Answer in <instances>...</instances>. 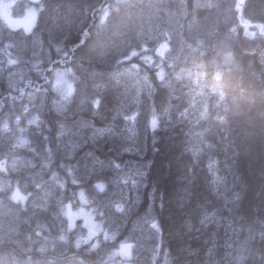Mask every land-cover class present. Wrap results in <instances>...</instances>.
I'll return each instance as SVG.
<instances>
[{
	"label": "trees",
	"instance_id": "1",
	"mask_svg": "<svg viewBox=\"0 0 264 264\" xmlns=\"http://www.w3.org/2000/svg\"><path fill=\"white\" fill-rule=\"evenodd\" d=\"M73 1L48 0L47 10L51 14H57L65 9L70 16L69 13H76V9L84 14V4L81 2L71 10L65 8ZM184 1L188 5L192 3V0ZM257 1L260 3L261 0ZM46 2L47 0H41L40 3L31 5L39 6ZM103 4L111 7L106 0H99L98 4L88 10L87 18L81 25L72 26L65 20L62 25L63 33L54 38L44 27L45 31L40 35V74L25 71L10 75L9 71L0 69V124L5 117L11 122L17 116L21 117L23 108H28L29 112H37L41 119V135L34 136L33 139L37 142V150L43 161L37 163L41 165V170L28 176L29 188L37 190L39 185L50 179L56 186L62 187L65 199L69 198V190L74 191L77 196L80 189L89 198L91 188L97 186L89 171L96 169L94 165L101 167V163L110 159L117 158V162H121L124 158H130L133 162L126 168L129 174L124 177L128 183L118 185L127 190L122 193L124 198H119L126 203L132 201L131 208L141 209L150 205L153 210L151 216L158 223V238L150 264H264V43H258L254 51H242L238 48V42L232 44V47L229 45V55L232 56L226 59L224 66L215 63L217 56H214L213 50L204 48V53H195V57H201L200 61L203 63L198 68L199 71L193 70L190 57L176 67L166 63L168 66L158 69L154 65L148 66L144 60L141 61L143 64L139 60L135 61L133 66L136 72L120 78L128 81L126 88L143 86L141 91L147 87L152 88L149 94L152 97H144L141 91L137 92L135 97L141 93L142 96L138 98L145 99L142 102L145 104H140L137 113L133 114V121L129 120L133 124L126 132L133 135V138L123 133L126 141L120 144L116 139L120 127L115 125L119 122L112 123L109 117L118 113L121 103L115 92L121 85L116 82L114 62L110 56L101 57L100 52L108 41L106 34L110 31L100 23V11L96 8ZM35 30L40 32L38 25ZM239 36L238 34L237 39H241ZM58 37L61 39L52 42ZM210 58L214 60L210 62ZM162 61L165 60L162 59L160 63ZM211 64H215L214 67ZM69 68L73 69L74 82L79 84L77 94H83L84 91L94 93L90 100L92 103L84 95L81 98L87 100V109L73 97L69 100L62 99L53 88L55 72ZM109 75L111 79L114 77L112 81ZM168 79L174 81L172 85ZM206 86L211 88L207 89ZM210 89L213 90L212 93L209 92ZM73 108H78L79 113L72 115ZM112 109L113 112L110 111ZM97 113L103 117L100 119ZM130 115L127 113L125 116ZM102 119H105L104 123ZM79 120L84 122L81 127L86 124L84 129L78 124ZM105 122L110 124L105 127ZM61 127H64L63 130ZM107 128L112 129V132L108 134L110 130L103 131ZM60 132L61 135L63 133L72 137L74 132H78L82 137V140L80 136L75 138L77 143L81 141L75 152L66 154L62 143L64 138ZM2 138L0 133V156L7 157L5 140ZM122 145L130 146V149H124ZM85 154H89V157ZM78 156L88 160L91 158L93 162L90 164L87 160H77L75 157ZM137 159L144 165L138 176L142 186L144 185L142 191H139L142 186L138 188L130 172ZM81 161L90 175H83L80 180L79 173L85 169L83 165L80 166ZM105 176L104 173L103 179L98 178L104 180ZM77 183L81 184L80 188L76 187ZM134 189L141 198L138 201L125 200ZM95 198L94 203H97ZM97 211V207L93 209L95 214ZM104 215L101 212L97 218L102 219V224L107 229L108 223L103 219ZM39 217L50 223L55 234L56 220L48 213H41ZM68 232L74 234L73 231ZM106 233L110 232L99 235L94 244L92 241L85 243L83 235L81 238H74L66 232L63 234L62 252L53 253V237L35 232V238H28L26 243H1L0 255L8 253L11 264H61L66 261L76 264H109L113 261L112 254L118 245V233L114 231L116 235L111 239L103 237ZM44 240L50 244H45L40 251L37 245Z\"/></svg>",
	"mask_w": 264,
	"mask_h": 264
},
{
	"label": "rangeland",
	"instance_id": "2",
	"mask_svg": "<svg viewBox=\"0 0 264 264\" xmlns=\"http://www.w3.org/2000/svg\"><path fill=\"white\" fill-rule=\"evenodd\" d=\"M113 1L106 0L111 7L103 4L96 6V8L97 11H100V23L110 29L109 34H106L108 41L100 49L101 57L110 56L112 61L114 60L115 77L117 78H126L135 73L134 62L137 60L146 62L147 59L146 63L148 65L168 66L166 63L159 64V60L169 58L172 62L183 63L189 58L190 52L195 49L196 53L198 48H201V50H198L201 53L204 48L210 47L214 51V55L221 59L217 63H221L220 65L223 66L226 59H228L229 45L238 42L241 45L238 48L243 51L246 47V49L249 48L247 49L249 51L250 48L251 50L255 49L258 43H264V28L262 31H258L252 25L257 21L264 22V0L260 1L261 4L257 0H193L189 5L193 7L191 13L194 16L192 18H188L185 14V10H187L186 12L190 10H188L189 6L184 0H117L111 4ZM238 1L239 4L236 6ZM79 2L84 4V14L74 9L77 12L69 13L70 16H68L65 9L61 13L51 14V11L47 10L48 0L45 4L39 6L31 5L26 0H0L1 71L7 70L10 75H17L25 71H30L35 75L40 74L42 69L40 35L45 31L44 27L49 30L48 33L54 38V36L63 33L62 25L65 20L72 26L81 25L87 18L88 10L98 4L99 0H74L65 8L71 10ZM202 12L204 15H202ZM237 13H239L238 19H234ZM42 18L43 21H41ZM108 22H110L109 26H107ZM37 25L40 32L35 30ZM237 26H239L238 29H236ZM234 29L236 30L234 31ZM239 31L241 39H237L236 36ZM183 35H186L188 39ZM60 39L61 37H58L57 40H52V42H57ZM254 39L256 42H254ZM162 45H166V48L161 49ZM158 50H162L163 55H160ZM133 52L137 55L133 56ZM72 74V68L55 72L52 80L53 88L62 99L66 100L73 97L81 106L85 107L87 100L81 98L88 95L89 100H91L93 94L91 91H84V96L83 94H77L78 83L74 82ZM117 78L116 82L120 81L119 83L122 84L116 92L121 104H119L118 113L112 115L111 122L114 123L115 120H119V124H115L120 127V131L116 135L121 139L120 133L124 131L127 125L131 124L133 114L137 113V108H134L139 106L135 105L133 100L142 87L134 88L132 86L126 88L125 85L128 84V81ZM168 82L173 83L169 79ZM69 85L71 86L70 92ZM89 92L90 94H88ZM139 95L142 96L141 93L138 94V97ZM128 105L130 107H127ZM77 109L75 108L74 112L73 109L71 110L72 115L78 112ZM127 113L131 115L126 117ZM17 120L20 121V125L18 123L15 125L16 128H13ZM2 122L3 124L0 125L4 134L2 139L5 140L8 156H0V244L4 242L12 244L26 243L28 238L31 240L35 238V232L36 234L43 232L53 237L51 241L53 253H59L62 252L63 234L66 232L74 238H81L80 236L83 235L82 240L85 243L92 241L96 244L99 235H103L107 231L110 233H106L107 235L103 237L111 239L116 235L113 233L115 231L118 233L116 239L118 245L114 249L115 253L112 254L113 261L109 264H150V258L155 255L158 238V226L151 216L152 209L149 207L144 213L138 214V208H131L132 201L126 203L119 198V196L124 198L122 193L127 189L123 190L118 185L126 183L124 177L129 174L126 168L133 161L124 158L121 162H116L115 166L110 168L112 175L107 176V180L98 178L101 176V171L109 169L106 163H101V167L94 165L96 171L94 169L89 171L93 179L95 178L94 183L97 186L91 188L89 198L80 189L77 196L74 191L69 190V198L65 199V193L61 191L60 187L54 185L55 183L51 182L50 179L46 181H49L48 183L44 182V184L37 187L38 194L34 196L32 195L33 189L29 188L28 176L32 172L41 169V165L37 164L38 161L36 160L43 161L42 155L38 153L37 146L34 147L37 142L32 140L34 136H38L37 129H40L41 126L39 115L25 109L24 117L21 120L17 116L11 122L9 118L5 117ZM83 123L80 120L78 122L80 127ZM109 124L110 122H105V127ZM83 127L85 128L86 124ZM7 129L12 130L14 133H5ZM30 130L34 133L32 134ZM111 130L107 128L103 131H108L109 134L112 132ZM78 136H80L78 132H74V138L72 135H63L62 143L66 149V154L73 153L79 148L81 141L77 143L75 139ZM80 138L82 140L81 136ZM125 139L124 136L122 143L126 141ZM122 148L130 149V146L122 145ZM85 155L89 157V154ZM75 158L87 160L86 162L90 164L93 162L91 158L89 160L80 158V156ZM81 165H83V161H81ZM83 167L85 169L79 173L80 180L89 174L88 168L85 165ZM143 167L141 160L137 159L136 163L134 162L130 168L138 188L142 186L138 176ZM81 184L77 183L76 187L80 188ZM98 185L102 186V191ZM142 188H144V185L139 188V191ZM134 194L136 196V191H132L125 200L134 199L137 201L138 196L135 197ZM94 198L97 199V203H94ZM96 207L98 212L95 214L93 209H96ZM55 209H58V212L54 211ZM101 212L105 214L103 219L108 223L107 229L102 224V219L97 218ZM41 213H48L51 218L56 220L54 227L57 235L53 234L50 223L39 217ZM67 230L73 231L74 234ZM44 241L38 243V250L42 251L45 244H50L49 241ZM77 245L80 244L77 242ZM129 245L130 247H127ZM8 257L7 254H4V257L0 255V264H11ZM14 264L19 263L15 262ZM45 264L54 263L46 262ZM61 264L76 263L66 261Z\"/></svg>",
	"mask_w": 264,
	"mask_h": 264
},
{
	"label": "bare ground",
	"instance_id": "3",
	"mask_svg": "<svg viewBox=\"0 0 264 264\" xmlns=\"http://www.w3.org/2000/svg\"><path fill=\"white\" fill-rule=\"evenodd\" d=\"M28 3H30V4H37V3H40V1L41 0H39L38 2H34V3H31L30 1H28V0H26ZM193 1V0H192ZM239 2V1H238ZM238 2H236V3H238ZM206 3V2H205ZM204 3V4H205ZM207 4V3H206ZM205 4V5H206ZM204 5V6H205ZM189 6V5H188ZM237 6V5H236ZM206 7V6H205ZM188 8V7H187ZM185 9V8H184ZM206 9V8H205ZM188 10H190L189 12H186L187 10H185V14H186V16L188 17V18H192V16H194L191 12H192V10H193V7H191V6H189V8H188ZM203 10V9H202ZM200 11V10H199ZM204 11V10H203ZM208 11V10H207ZM214 11V10H213ZM218 11V10H217ZM197 12H198V10H197ZM231 12H232V10H231ZM200 13V12H199ZM218 14V13H217ZM221 14V13H220ZM197 15V14H196ZM202 15H204V13L202 12ZM237 16H235L236 18H234V19H238V17H239V13H237L236 14ZM198 16H199V14H198ZM207 16V15H206ZM218 16V15H217ZM220 17H221V15H219ZM201 17V16H200ZM203 17V16H202ZM205 17V16H204ZM208 17V16H207ZM219 17V18H220ZM194 18V17H193ZM195 18H197V17H195ZM223 19V18H222ZM190 20V19H189ZM192 20V19H191ZM235 21V20H234ZM237 23H238V21H237ZM254 24V23H253ZM252 24V25H253ZM234 25V24H233ZM254 26V25H253ZM224 27V26H223ZM222 27V28H223ZM226 27V26H225ZM236 27V26H235ZM238 27L239 26H237V28L236 29H238ZM241 27V26H240ZM236 29H234V31L236 30ZM240 29V28H239ZM233 30V29H232ZM241 30V29H240ZM229 32H230V30H229ZM236 33V32H235ZM238 34L240 33V31L239 32H237ZM229 34V33H228ZM264 34V33H263ZM225 35V34H224ZM239 35H241V34H239ZM184 36V35H183ZM186 36V35H185ZM236 36H238V35H236ZM195 37H197L196 35H195ZM195 37H194V40H195ZM217 37V36H216ZM219 37V36H218ZM234 37V36H233ZM240 37V36H239ZM264 37V36H263ZM40 39H41V36H40ZM201 39V38H200ZM210 39V38H209ZM224 39V38H223ZM226 39V38H225ZM261 39H262V37H261ZM186 40V39H185ZM192 40H193V38H192ZM220 40H221V38H220ZM253 40V39H252ZM189 41V40H188ZM199 41V40H198ZM206 41H207V39H206ZM227 41V40H226ZM230 41V40H229ZM240 41V40H239ZM191 42V41H190ZM251 42V41H250ZM254 42H256L255 41V39H254ZM197 43V42H196ZM237 43V42H236ZM242 43H244L243 41H242ZM258 43V42H257ZM263 43V42H262ZM151 44V43H150ZM202 44V43H201ZM245 44V43H244ZM243 44V45H244ZM255 44V43H254ZM198 45V44H197ZM260 45V44H259ZM196 46V45H195ZM236 46H238V45H236ZM252 46H253V42H252ZM255 46V45H254ZM199 47V46H198ZM197 47V48H198ZM240 47H241V45H240ZM245 47V46H244ZM243 47V48H244ZM194 48V47H193ZM204 48V47H203ZM210 48V47H209ZM208 49V48H207ZM207 49H205V50H207ZM245 49H246V47H245ZM248 49V48H247ZM198 50H201V48L199 49L198 48ZM197 49H196V53H198V52H200V51H198ZM204 50V49H203ZM209 50V49H208ZM253 51H254V49H252ZM248 51V50H247ZM250 51H251V49H250ZM252 51V52H253ZM203 52V51H202ZM211 52V51H210ZM230 48H229V51H228V53H227V58H229L230 59V57L232 56V55H229L230 54ZM204 53V52H203ZM206 53V52H205ZM214 53V52H213ZM114 54V53H113ZM208 54V53H207ZM215 54V53H214ZM242 54V53H241ZM246 54V53H245ZM258 54V53H257ZM200 55V54H199ZM205 56V55H204ZM212 56H213V54H212ZM215 56V55H214ZM220 56V55H219ZM93 57V56H92ZM189 57H190V60H191V62H192V67H193V70L195 71L196 69L198 70V68L201 66V65H203V63L200 61L201 60V57H200V59L196 56L195 57V49H194V51L192 52H190V55H189ZM215 58V57H214ZM214 58H210V62L212 61V59L214 60ZM220 57H218L217 59H216V61H215V63L217 64V62H218V60H221V59H219ZM137 59V58H136ZM203 59V58H202ZM226 59V58H225ZM164 60V59H163ZM232 60V59H231ZM114 61V60H113ZM138 61V60H137ZM159 61H161V60H159ZM165 61H167V62H165ZM165 63H168V65H170L171 67H176L178 64H180L181 62H172L169 58L168 59H165ZM227 61V60H226ZM90 62V61H89ZM109 62H111V61H109ZM156 62V61H155ZM163 61H162V63H164ZM230 62V61H229ZM229 62H227V63H229ZM140 63H142L141 61H140ZM144 63H146L145 61H144ZM232 63V62H231ZM143 64V63H142ZM159 64H161V63H159ZM208 64H209V60H208ZM219 64H221V63H219ZM107 65V64H106ZM212 65V64H211ZM213 65H215V64H213ZM212 65V66H213ZM224 65H226V63H224L223 64V66ZM79 66V65H78ZM118 66V65H117ZM149 66V65H148ZM150 66H152V65H150ZM145 67H146V65H145ZM155 67L158 69V67L159 66H156L155 65ZM214 67V66H213ZM220 67V66H219ZM228 67V66H227ZM91 68V67H90ZM112 68V67H111ZM116 68V67H115ZM153 68H154V66H153ZM160 68V67H159ZM142 69V68H141ZM162 70H163V67L161 68ZM202 69V68H201ZM201 69H200V71H201ZM213 69V68H212ZM91 70V69H90ZM110 70V69H109ZM146 70H147V68H146ZM148 70H150V69H148ZM95 71V70H94ZM105 71V70H104ZM112 71V70H111ZM199 71V70H198ZM198 71H196V73L198 72ZM144 72V71H143ZM154 72V71H153ZM152 72V73H153ZM157 72V71H156ZM155 72V73H156ZM161 72V71H160ZM213 72V71H212ZM251 72V71H250ZM151 73V74H152ZM254 73V72H253ZM113 74V73H112ZM116 74V73H115ZM147 74V73H146ZM145 74V75H146ZM150 74V75H151ZM162 74V73H161ZM199 74V73H198ZM197 74V75H198ZM155 75V74H154ZM157 75V74H156ZM200 75V74H199ZM257 75V74H256ZM161 76V75H160ZM163 76V75H162ZM91 77V76H90ZM148 77V76H147ZM146 77V78H147ZM200 77V76H199ZM202 77V76H201ZM204 77V76H203ZM214 77V76H213ZM110 78V77H109ZM114 78V77H113ZM112 78V79H113ZM156 78V77H155ZM216 78V77H215ZM73 79V78H72ZM89 79V78H88ZM111 79V78H110ZM112 79H111V81H112ZM123 79V78H122ZM122 79H121V81H122ZM159 79H160V77H159ZM220 79V78H219ZM79 80V79H78ZM77 80V81H78ZM95 80V79H94ZM93 80V81H94ZM106 80V79H105ZM125 80V79H124ZM162 80V79H161ZM90 81V80H89ZM111 81H110V83H111ZM150 81V80H149ZM166 81V80H165ZM98 82V81H97ZM99 82H103V81H99ZM114 82V81H113ZM120 82V81H119ZM125 82V81H124ZM172 82H174V81H172ZM73 83V82H72ZM162 83V82H161ZM95 84V83H94ZM102 84V83H101ZM114 84V83H113ZM119 84V83H118ZM125 84V83H124ZM150 84V83H149ZM79 85V84H78ZM99 85V84H98ZM120 85H122V84H120ZM162 85H163V83H162ZM170 85V84H169ZM171 85H172V83H171ZM190 85V84H189ZM194 85V84H193ZM76 86V85H75ZM90 86H91V82H90ZM104 86V85H103ZM110 86H111V84H110ZM114 86H115V84H114ZM148 86V85H147ZM153 86V85H152ZM119 87V86H118ZM221 87V86H220ZM144 88H145V85H144ZM206 88L208 89V88H211V87H208V86H206ZM219 88V87H218ZM95 89V88H94ZM104 89V88H103ZM118 89V88H117ZM119 89H120V87H119ZM143 89V86H142V88H141V90ZM213 90H214V86H213V88H212ZM247 89V88H246ZM263 89V88H262ZM115 90V89H114ZM145 90V91H144ZM143 91H141L142 92V94H143V96L145 97H148V95L151 93V91L153 90L152 88H146V89H144ZM212 90V91H213ZM211 91V89L209 90V92ZM212 91H211V93H212ZM216 90H214V92H215ZM81 92V91H80ZM88 92V91H87ZM93 92V91H92ZM117 92V91H116ZM116 92H115V94H116ZM154 92V91H153ZM203 92V91H202ZM208 92V91H207ZM224 92V91H223ZM197 93V92H196ZM205 93V92H204ZM218 93V92H217ZM246 93V92H245ZM88 94H90V92L88 93ZM94 94V93H93ZM83 95H85V94H83ZM87 95V94H86ZM209 95V94H208ZM214 95H216V94H214ZM224 95V94H223ZM88 96V95H87ZM86 96V97H87ZM97 96V95H96ZM140 96V95H139ZM150 97H152L151 95H149ZM219 96V95H218ZM217 96V97H218ZM109 97V96H108ZM143 97V98H144ZM197 97H199V96H197ZM222 97V96H221ZM88 98H89V96H88ZM123 99V98H122ZM69 100V99H68ZM151 100V99H150ZM149 100V101H150ZM93 102H94V100H93ZM133 102L135 103V105H138V106H140V104H142V102H145V99L144 100H142L141 98H134V100H133ZM201 102H202V100H201ZM220 102H221V100H220ZM222 102H223V100H222ZM45 103V102H44ZM51 103V102H50ZM89 103H92V102H90V100H89ZM97 103H98V100H97ZM218 103V102H217ZM224 103V102H223ZM53 104V103H52ZM51 104V106L52 107H54V105H52ZM85 104H87V103H85ZM144 104L145 103H143L142 105L144 106ZM189 104H191L190 102H189ZM198 104V103H197ZM213 104V103H212ZM49 105V104H48ZM56 105V104H55ZM72 105V104H71ZM75 105H76V103H75ZM88 105V104H87ZM91 105V104H90ZM117 105V104H116ZM131 105V104H130ZM130 105H128L127 107H130ZM44 106H46V105H44ZM50 106V105H49ZM62 106V105H61ZM60 106V107H61ZM74 106V105H73ZM92 106V105H91ZM147 106H149V105H147ZM228 106V105H227ZM226 106V107H227ZM79 107V106H78ZM85 107H87V106H85ZM96 107V106H95ZM213 107V106H212ZM215 107V106H214ZM243 107V106H242ZM46 108V107H45ZM50 108V107H49ZM56 108V107H55ZM54 108V109H55ZM117 108V107H116ZM136 108H138L137 106L134 108V109H136ZM153 108V107H152ZM218 108V107H217ZM222 108H224V106L222 107ZM25 109H27V111H29L28 110V108H23L22 109V116L20 117V116H18L19 118H20V120L24 117V110ZM53 109V110H54ZM92 109V108H91ZM94 109V108H93ZM118 109V108H117ZM141 109H143V108H141ZM203 109V108H202ZM44 110V109H43ZM48 110H50V112H51V109H48ZM67 110V109H66ZM74 108H73V112H74ZM78 110V109H77ZM138 110V109H137ZM150 110H151V108H150ZM193 110H194V108H193ZM197 110V109H196ZM217 110H219V108L217 109ZM56 111H57V109H56ZM59 111V110H58ZM93 111V110H92ZM111 111V110H110ZM47 112V111H46ZM68 112V111H67ZM111 112H113V111H111ZM154 112V111H153ZM163 112V111H162ZM191 112V111H190ZM202 112V111H201ZM205 112V111H204ZM203 112V113H204ZM225 112V111H224ZM245 112V111H244ZM34 113V112H33ZM40 113V112H39ZM41 113H42V111H41ZM53 113H55V112H53ZM58 113V112H57ZM79 113V112H78ZM193 113V112H192ZM196 113V112H195ZM218 113V112H217ZM35 115H38V113L36 112V113H34ZM46 114V113H45ZM44 114V115H45ZM95 114V113H94ZM101 114V113H100ZM111 114V113H110ZM201 114V113H200ZM219 114V113H218ZM68 115V114H67ZM97 115H98V113H97ZM109 115V114H108ZM107 115V116H108ZM189 115V114H188ZM198 115V114H197ZM257 115V114H256ZM48 116V115H47ZM52 116H54V115H52ZM69 116V115H68ZM78 116V115H77ZM107 116H104L105 118L107 117ZM258 116V115H257ZM50 117H51V114H50ZM58 117H59V115H58ZM61 117V116H60ZM70 117V116H69ZM76 117V116H75ZM79 117V116H78ZM97 117H100V119L103 117L102 115H98ZM112 115H110V119H112ZM52 118V117H51ZM57 118V117H56ZM55 118V119H56ZM63 118V117H62ZM84 118V117H83ZM182 118V117H181ZM201 118H203V117H201ZM44 119H46V121H47V118H44ZM53 119H54V117H53ZM73 119V118H72ZM115 119V118H114ZM135 119V118H134ZM154 119V118H153ZM186 119V118H185ZM41 120V119H40ZM48 120H49V118H48ZM68 120H69V118H68ZM104 120L105 119H102V121H103V123H104ZM155 120V119H154ZM46 121H45V123H46ZM59 121H62V120H59ZM64 121H67L66 119L64 120ZM115 121H117V122H119V120H115ZM146 121V120H145ZM144 121V122H145ZM157 121V120H156ZM191 121V120H190ZM197 121V120H196ZM202 121V120H201ZM20 121L19 120H17L16 122H15V124H14V126H13V128L15 127V125L16 124H18ZM71 122V121H70ZM174 122H175V120H174ZM67 123V122H66ZM69 123V122H68ZM90 123V122H89ZM92 123V122H91ZM114 123H116V122H114ZM193 123V122H192ZM201 123V122H200ZM1 124H3V122H1ZM0 124V125H1ZM51 124V123H50ZM50 124L48 125V127L50 126ZM54 124H55V122H54ZM63 124V123H62ZM117 124H119V123H117ZM133 124V123H132ZM132 124H130V125H127V127L124 129V131H122L120 134H121V139L120 138H116V139H118L119 140V143L120 144H122V141H123V139H124V135H123V133L125 134V133H127L126 131L127 130H129L130 128H131V126H132ZM19 125H20V123H19ZM58 125V124H57ZM59 125H61V124H59ZM64 125V124H63ZM92 125V124H91ZM32 126V125H31ZM45 126V125H44ZM43 126V127H44ZM65 126H66V124H65ZM92 126H94V124L92 125ZM197 126V125H196ZM150 127V126H149ZM16 128V127H15ZM41 128H42V126H41ZM62 128V127H61ZM64 128V127H63ZM63 128H62V130H63ZM55 129V128H54ZM57 129V128H56ZM15 130V129H14ZM35 130V129H34ZM42 130V129H41ZM57 130H60V129H57ZM38 131H39V133H38ZM45 131V130H44ZM48 131V130H47ZM46 131V132H47ZM64 131H67V129H65ZM131 131V130H130ZM30 132L33 134L34 133V131L32 132V130H30ZM58 132V131H57ZM68 132V131H67ZM129 132V131H128ZM0 133H1V135L3 136L4 134H3V132H2V126H0ZM5 133H14L12 130L11 131H9V129H7L6 131H5ZM42 133V132H41ZM48 133V132H47ZM140 133V132H139ZM37 134H38V136H40V129L38 128L37 129ZM43 134V133H42ZM127 134H129V133H127ZM127 134H125L126 136H127ZM14 135V134H13ZM12 135V136H13ZM60 135H61V132H60ZM62 135H63V133H62ZM61 135V136H62ZM130 135V137H132L133 138V135H131V134H129ZM135 135V134H134ZM49 136V135H48ZM14 137V136H13ZM32 137V136H31ZM53 137V136H52ZM55 137V136H54ZM28 138V137H27ZM43 138V137H42ZM41 138V139H42ZM71 138V137H70ZM6 139V138H5ZM37 139V138H36ZM40 139V140H41ZM55 139V138H54ZM58 139V138H57ZM56 139V140H57ZM32 140H34V139H32ZM39 140V139H38ZM117 140V141H118ZM115 141V140H114ZM32 142V141H31ZM116 142V141H115ZM35 144V143H34ZM32 146H33V144H32ZM34 147H36V144L34 145ZM65 148V147H64ZM68 151V150H67ZM13 152V151H12ZM11 153V152H10ZM15 153V152H14ZM21 153V152H20ZM17 154H19V153H17ZM68 154V153H67ZM112 156V155H111ZM58 157H59V154H58ZM64 157V156H63ZM52 158V157H51ZM113 158H115V157H113ZM43 159V158H42ZM49 159V158H48ZM104 159H107V158H104ZM109 159V158H108ZM130 159V158H129ZM78 160V159H77ZM36 161H39V160H36ZM41 161V160H40ZM48 161V160H47ZM101 161V160H100ZM130 161H133V159L132 160H130ZM134 161H135V159H134ZM74 162V161H73ZM116 162H117V158H115V159H110V160H108V162H105L106 163V165H107V168H109V169H107V170H103V171H101V176L100 177H102V176H104V173H105V177H107V176H109V175H112V173L110 172V168H113L114 166H115V164H116ZM75 163V162H74ZM73 163V164H74ZM54 164V163H53ZM63 164V163H62ZM61 164V165H62ZM67 164H69V163H67ZM48 165V164H47ZM66 165V164H65ZM72 165V164H71ZM45 166V165H44ZM69 166V165H68ZM73 166V165H72ZM41 167V166H40ZM46 167V166H45ZM71 167V166H70ZM37 168V167H36ZM80 169V168H79ZM41 170V169H40ZM42 170H44V169H42ZM60 170V169H59ZM68 170V169H67ZM48 171V170H47ZM71 171V170H70ZM78 171V170H77ZM61 172V171H60ZM35 173V172H34ZM71 173V172H70ZM106 173H109L108 175L106 174ZM228 173V172H227ZM65 174V173H64ZM72 174H73V172H72ZM203 174V173H202ZM68 175V174H67ZM62 177V176H61ZM70 177V176H69ZM205 177H206V175H205ZM59 178V177H58ZM68 178V177H67ZM104 177H102V179H103ZM36 179V178H35ZM65 179V178H64ZM73 179V178H72ZM71 179V180H72ZM106 179V178H105ZM59 180V179H58ZM67 180V179H66ZM76 180V179H75ZM107 180V179H106ZM203 180V179H202ZM225 180V179H224ZM31 181V180H30ZM74 181V180H73ZM210 181V180H209ZM33 182H35V181H33ZM49 182V181H48ZM48 182H46V183H48ZM63 182V181H62ZM66 182V181H65ZM78 182V181H77ZM200 182V181H199ZM31 183V182H30ZM36 183V182H35ZM37 183H38V181H37ZM205 183V182H204ZM203 183V184H204ZM40 184V183H39ZM44 184V183H43ZM59 184V183H58ZM69 184H71V183H69ZM141 184H143L142 182H141ZM145 184V183H144ZM208 184V183H207ZM55 185V184H54ZM135 185V184H134ZM217 185V184H216ZM130 186H132V185H130ZM34 187V186H33ZM64 187H66V186H64ZM136 187V186H135ZM59 188V187H58ZM62 188V187H61ZM141 188V187H140ZM37 189V188H36ZM134 191H135V189H134ZM142 191V190H141ZM132 192V191H131ZM138 192V191H137ZM136 192V193H137ZM135 193V192H134ZM38 194V191L37 190H34L33 189V191H32V195H37ZM133 196H135V194L133 195ZM136 196H138V194L136 195ZM135 196V197H136ZM139 196H140V194H139ZM146 196V195H145ZM147 197V196H146ZM145 197V198H146ZM33 198V197H32ZM139 199L141 198V197H138ZM143 198V197H142ZM137 199V198H136ZM138 201V200H137ZM146 201V200H145ZM149 202V201H148ZM144 206H145V204H144ZM149 207H151L150 205H148V206H145L144 208H141V209H138V214H142V213H144L145 211H146V209L147 208H149ZM153 211V210H152ZM98 212V211H97ZM100 215V214H99ZM153 215V214H152ZM101 218V217H100ZM156 221V220H155ZM103 222V221H102ZM158 224V223H157ZM55 234H56V232H55ZM57 235V234H56ZM55 235V236H56ZM7 248V247H6ZM10 251H11V249H10ZM1 253V252H0ZM8 254V253H7ZM3 255V254H2ZM6 255V254H5ZM3 257H4V255H3ZM12 257V256H11ZM1 258H2V256H1ZM0 258V259H1ZM9 258V257H8ZM7 259V258H6ZM6 262V261H5ZM158 264V263H157Z\"/></svg>",
	"mask_w": 264,
	"mask_h": 264
},
{
	"label": "snow or ice",
	"instance_id": "4",
	"mask_svg": "<svg viewBox=\"0 0 264 264\" xmlns=\"http://www.w3.org/2000/svg\"><path fill=\"white\" fill-rule=\"evenodd\" d=\"M164 48H166V45H162V46H161V49H164ZM158 52H159L160 55H163V51H162V50H158ZM132 55L135 56V55H137V53L133 52ZM146 62H147V59H146ZM161 78H162V77H161ZM68 88H69V92H70V90H71V86L69 85ZM6 127H7V126L5 125V128H6ZM98 187L100 188L101 191L103 190L102 186H99V185H98ZM153 227H155V225H153ZM127 247H130V245L127 246Z\"/></svg>",
	"mask_w": 264,
	"mask_h": 264
},
{
	"label": "flooded vegetation",
	"instance_id": "5",
	"mask_svg": "<svg viewBox=\"0 0 264 264\" xmlns=\"http://www.w3.org/2000/svg\"><path fill=\"white\" fill-rule=\"evenodd\" d=\"M253 25L258 31H262L264 28V22L257 21Z\"/></svg>",
	"mask_w": 264,
	"mask_h": 264
},
{
	"label": "water",
	"instance_id": "6",
	"mask_svg": "<svg viewBox=\"0 0 264 264\" xmlns=\"http://www.w3.org/2000/svg\"><path fill=\"white\" fill-rule=\"evenodd\" d=\"M30 1L31 3H34V2H38L39 0H28Z\"/></svg>",
	"mask_w": 264,
	"mask_h": 264
}]
</instances>
